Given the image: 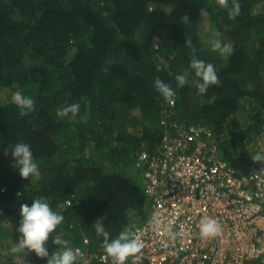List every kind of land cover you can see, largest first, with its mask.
<instances>
[{"label":"trees","instance_id":"obj_1","mask_svg":"<svg viewBox=\"0 0 264 264\" xmlns=\"http://www.w3.org/2000/svg\"><path fill=\"white\" fill-rule=\"evenodd\" d=\"M238 2L241 13L229 20L213 0H0V264H47L10 252L20 205L38 196L64 217L45 244L49 255L59 236L83 253L76 264H111L92 258L104 254L92 224L106 217L116 238L148 221L141 156L159 158L176 124L207 127V143L240 176L264 168L251 159L264 155V0ZM187 38L221 81L204 95L176 86L190 61ZM213 40L232 42V55L212 52ZM157 78L172 85L174 106L156 91ZM16 92L33 98L34 111L19 114ZM73 103L81 105L74 120L57 116ZM20 141L39 181L12 167Z\"/></svg>","mask_w":264,"mask_h":264},{"label":"built area","instance_id":"obj_2","mask_svg":"<svg viewBox=\"0 0 264 264\" xmlns=\"http://www.w3.org/2000/svg\"><path fill=\"white\" fill-rule=\"evenodd\" d=\"M174 127L159 158L141 156L152 208L148 221L132 229L144 244L135 264H264V171L240 176L207 143V127ZM204 216L219 222L218 236L199 235Z\"/></svg>","mask_w":264,"mask_h":264},{"label":"clouds","instance_id":"obj_3","mask_svg":"<svg viewBox=\"0 0 264 264\" xmlns=\"http://www.w3.org/2000/svg\"><path fill=\"white\" fill-rule=\"evenodd\" d=\"M213 2L221 9L226 10L229 20H235L241 13V4L238 0H213ZM204 14L206 15V13ZM182 20L188 22L189 15L184 14ZM185 47L190 49V61L188 68L175 76L176 86L178 88L190 86L196 89L198 95H204L209 86H218L221 83L220 78L212 63H206L198 58V49L193 46L190 38L185 40ZM210 50L219 53L223 58H227L232 55L234 45L232 42L222 43L220 40H213L211 41ZM154 87L169 105H175L176 93L171 84L157 78L154 81ZM11 102L18 107L21 116L28 115L35 108L33 98L21 92L14 93ZM80 107L79 103H73L58 109L56 114L58 117H69L74 120L80 111ZM69 114L71 115L69 116ZM81 119L86 120V117H81ZM11 156L12 167L19 172L21 178L28 179L32 177L34 181H39L42 178L38 164L33 159L29 144L23 141L15 144ZM251 159L253 162L264 164V155L260 153L253 155ZM19 216L21 219L16 231L20 236L18 242L11 247V254L23 253L26 256L28 252H34L38 258H45L47 264H76L78 258L82 257L83 253L79 248L69 247L70 241L61 239L59 236L52 238L53 244L58 245L59 249L49 255L45 244L49 240L50 234L63 222L64 217L53 211L45 197L38 196L34 198L30 206L22 203ZM105 218L104 216L97 218L92 227L98 237H103L101 247L106 256L111 259V264H126L129 257L134 258L133 264H135L139 258L137 254L144 247L140 236L134 233L131 228L126 227L119 232L116 238H110L111 234L106 231L103 223ZM156 223L158 225L159 221ZM198 228L199 235L202 238L216 237L221 233L219 222L209 216H204L199 220Z\"/></svg>","mask_w":264,"mask_h":264},{"label":"crops","instance_id":"obj_4","mask_svg":"<svg viewBox=\"0 0 264 264\" xmlns=\"http://www.w3.org/2000/svg\"><path fill=\"white\" fill-rule=\"evenodd\" d=\"M129 259V263H127V264H131L133 261H132V257H129L128 258ZM133 264V263H132Z\"/></svg>","mask_w":264,"mask_h":264},{"label":"rangeland","instance_id":"obj_5","mask_svg":"<svg viewBox=\"0 0 264 264\" xmlns=\"http://www.w3.org/2000/svg\"><path fill=\"white\" fill-rule=\"evenodd\" d=\"M206 26H208V24H206ZM207 29H209V27H207ZM208 38H211V37H208ZM3 95H5V94H3Z\"/></svg>","mask_w":264,"mask_h":264},{"label":"flooded vegetation","instance_id":"obj_6","mask_svg":"<svg viewBox=\"0 0 264 264\" xmlns=\"http://www.w3.org/2000/svg\"><path fill=\"white\" fill-rule=\"evenodd\" d=\"M133 259H134V258L132 257V261H133Z\"/></svg>","mask_w":264,"mask_h":264}]
</instances>
